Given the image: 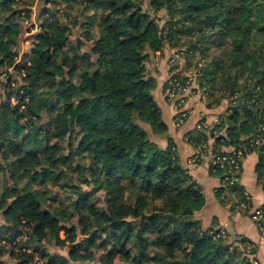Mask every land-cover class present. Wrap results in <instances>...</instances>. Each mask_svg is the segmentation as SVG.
I'll return each instance as SVG.
<instances>
[{
    "label": "trees",
    "instance_id": "16d2710c",
    "mask_svg": "<svg viewBox=\"0 0 264 264\" xmlns=\"http://www.w3.org/2000/svg\"><path fill=\"white\" fill-rule=\"evenodd\" d=\"M27 3L0 0V66L15 63L22 32L18 6ZM92 3L102 11L98 22L90 21L99 28L91 51L81 54L65 29L53 30L57 23L45 19L46 32L36 34L30 55L23 56L30 57L20 69L24 91L0 102V227L12 231L6 236L11 240L20 234L26 239L7 264H31L27 247L37 251L50 239L72 248L68 256L42 252L47 264L86 259L96 245L107 251L102 264H261L253 257L256 248H239L196 218L205 192L182 163L175 140H160L168 124L147 66L166 48L186 57V69L191 60L193 89L208 97L219 92L215 103L226 98L229 104L210 130L194 128L187 141L197 148L209 141L214 150L240 146L243 158L256 152L264 188V0H90L86 8ZM162 10L161 24L156 15ZM212 46L220 51L211 57ZM44 115L53 144L43 142L36 126ZM75 129L89 135L71 153L89 158L92 179H82L94 187L79 186L75 200L54 206L33 184L51 177L57 184L67 176L71 154L60 153V141ZM210 172L223 177L220 169ZM101 189L107 205L94 198ZM233 192L247 210L252 207L240 182L219 187L216 195L225 204ZM75 214L79 226L66 225ZM79 231L89 236L76 242Z\"/></svg>",
    "mask_w": 264,
    "mask_h": 264
},
{
    "label": "rangeland",
    "instance_id": "374dc122",
    "mask_svg": "<svg viewBox=\"0 0 264 264\" xmlns=\"http://www.w3.org/2000/svg\"><path fill=\"white\" fill-rule=\"evenodd\" d=\"M20 2V1H19ZM29 3L27 4H21L18 6L19 9H23V11L20 14V24L22 32L20 34L19 40H18V53L15 58L14 65H11L10 67H3L0 66V102L3 99H6L11 92L18 91L22 92L24 89L20 88L22 80V75L20 72V69H22V65L24 61L29 60L30 57H23L25 54L28 56L30 55V51L32 47L34 46V42L36 40V34H38L41 31L46 32L47 28H43V24H45V19H47V22H52L53 24L57 23V26L53 30H56L57 28L65 29L66 35L69 37V41L73 42L76 47L79 48V52L84 54V52L91 51V48L95 45L96 40L99 37V28L96 24L90 25L91 19H93L96 22H98V18L100 17V13L102 11V8L98 5L92 3L89 7L86 8L87 4L90 3V0H28ZM166 11L162 10L160 11L156 16L161 17L160 23L162 24L166 20ZM165 14V15H164ZM70 50V49H68ZM211 51V57L212 55L216 54L220 51V49H216L212 46L210 48ZM72 52V49H71ZM160 52V51H159ZM158 53V51L156 52ZM177 58L178 61L175 62L173 59ZM199 56H195L192 58V63L194 64L198 60ZM208 58L206 62L209 61ZM60 60V59H59ZM186 61V57L183 56L182 53L178 51H173V54L169 57L167 61V65H169V68L177 69L176 72L179 74H189L190 72H193L195 68L191 67V60L190 65L187 67V69H179L182 62ZM185 63V62H184ZM19 64V65H18ZM176 64V65H175ZM174 74H172L166 82H168ZM157 82V78L153 76ZM166 82L163 86V93L166 97V100L171 103L175 109V126L181 127L185 124L187 119L189 118L191 114V108L188 106V101L192 97L191 94H187L184 101H173L168 96V90L166 86ZM156 88V87H155ZM154 88V90H155ZM153 90V92H154ZM195 97L198 98V100H202L207 107L208 105H212L209 107L210 109H213L214 112H221L224 113L226 108L228 107L229 101L226 98H222L221 102L219 104H216L215 101L219 98L220 93L218 92L216 97L209 95H204L202 97L201 90H195ZM168 96V97H167ZM11 101L13 104L18 103L19 99L15 96H12ZM186 112L187 116L185 117L184 121L181 122V119H183L182 113ZM208 115L202 114L199 120H207L208 121ZM50 118L47 115H44L43 118L38 120L36 122V126L42 130V134L40 135V138L43 140V142L48 144H53L56 139L48 134L49 131V125L47 124V121ZM197 121V123L199 122ZM219 120V117L216 118L213 123L208 121L209 127L207 130H210L214 124H216ZM196 123V125H197ZM148 126V125H147ZM149 127V126H148ZM195 128H197L195 126ZM198 129V128H197ZM215 134H217V131H215ZM89 135L85 134L82 131H79L78 129H75L74 132L70 136H66L65 139L61 140L60 143L62 144V148L59 150L60 153L63 154H71L69 156V164H67L65 173L67 176L60 179V183L55 184L54 179L51 177L44 182V184L41 182H34V187L38 188L41 187V190L46 192L47 197L49 198V202L54 205L58 206L61 205V202L66 204L72 200H75L76 197L79 196V186H82L83 188H93L94 183L90 184V186L83 182L82 177L83 176H89L91 174L90 171V162L88 157L80 156L75 153H71V151H74L81 139L87 138ZM167 136H170L168 131L166 135L164 134L161 138L166 139ZM163 139V140H164ZM26 141H23L25 143ZM26 143L25 145H27ZM213 146V144H212ZM229 148V147H226ZM61 153V154H62ZM193 159V158H192ZM191 161V160H190ZM64 167V168H65ZM64 173V174H65ZM89 178L92 179L91 175ZM4 180L2 173H0V183ZM92 182V181H91ZM94 198L96 201L100 203V205H107V195L106 190L101 189L98 192H94ZM227 203L230 204V206H234L235 208L243 207V209L246 208V202H239L240 196H237L236 193H230L229 197H226ZM247 209V208H246ZM4 224V217H3V209L0 207V225ZM75 224L76 226H79L78 222V215L75 214L74 216H71V219L66 222V225L71 226ZM217 229H224L227 233L224 237L227 238L229 242H232L233 245H238L239 248H242L245 244L248 246L250 251L251 248H256L255 243H250L247 240L242 241V239L245 237H242L241 235H229L228 231L224 227H212L210 228V232L212 230ZM264 230V229H263ZM24 231V230H23ZM12 234V231H3L2 227H0V262H3V264L11 263L14 260V255L12 252L16 251L19 252V246L24 242L26 239L23 235H19L16 237V239L11 240L7 235ZM60 235L62 237H65V231L61 230ZM5 236V237H4ZM88 234H82L81 231L78 232L77 235V241L79 242L83 238H87ZM71 244H68L64 247H61L57 244L55 239L45 240L44 242L37 244V251H34V245H30L27 247V251L34 254L33 261L31 264H47L49 256H56V255H64L68 256L69 251L72 248ZM257 249V248H256ZM46 250V251H44ZM81 252L85 251V248L83 247L81 249ZM92 253H87L86 259H79L78 261H71L72 264H102L101 263V257H103L105 254H107V251L105 248H101L98 245L96 247L91 248ZM12 251V252H11ZM42 252H47L49 256L43 257ZM103 255V256H102ZM254 258L257 257V251L253 255ZM115 261H117V257L115 258Z\"/></svg>",
    "mask_w": 264,
    "mask_h": 264
},
{
    "label": "crops",
    "instance_id": "0c3cea01",
    "mask_svg": "<svg viewBox=\"0 0 264 264\" xmlns=\"http://www.w3.org/2000/svg\"><path fill=\"white\" fill-rule=\"evenodd\" d=\"M173 54V50L166 48L163 51H158L151 56L148 63V72L157 78V85L154 90V96L157 99L163 117L168 124V133L177 143V150L181 157V161L185 167L189 169L191 175L198 184L203 187L206 196V204L203 209L197 211L195 216L202 221L205 228L224 227L229 235L246 237L253 241L256 245L257 257L261 264H264V230L259 227L257 222L252 218L254 208L261 206L264 203V188L257 181L255 171L258 162L256 152H251L243 158V169L240 179V184L243 187V192L250 199L251 208L247 210L243 207L230 206L228 203H222L216 195V190L221 187L222 178L220 175L210 172L208 157H204L198 161L192 158L197 153L198 148L187 141L186 133L192 131L201 115L207 114L208 121H213L221 115V112H214L213 109L192 96L188 101V106L191 108V114L185 124L181 127L175 126V109L171 103L166 100L163 93V86L166 80L176 74L177 69H170L167 65L169 57ZM185 62V63H184ZM176 65V64H175ZM186 68V61H183L179 69ZM160 138L163 144H167V139ZM227 149H230L227 148ZM191 160V161H190Z\"/></svg>",
    "mask_w": 264,
    "mask_h": 264
},
{
    "label": "built area",
    "instance_id": "2783aa9c",
    "mask_svg": "<svg viewBox=\"0 0 264 264\" xmlns=\"http://www.w3.org/2000/svg\"><path fill=\"white\" fill-rule=\"evenodd\" d=\"M173 61L177 62L178 59L175 58ZM193 81H195V70L189 74L182 73L178 74L177 77H172L168 81V85L166 87L169 98L177 102L184 101L187 94L194 96L196 91L192 86ZM205 94L206 92L202 94V97ZM182 116L183 119H181V122L184 121L187 113L183 112ZM196 127L199 130L207 129L209 127L208 121L199 120ZM204 157H208L210 168H212L213 171L220 169L223 172V185L233 186L240 182L242 174L243 148L240 146H231L230 149L222 147L214 150L209 141H204L202 142L201 147L198 148L197 153L194 154L193 160L198 161ZM246 197L249 199L247 194ZM252 218L257 222L261 229H264V208L256 207L252 213ZM211 233L216 236L224 237L227 232L224 229H217L215 231L212 230Z\"/></svg>",
    "mask_w": 264,
    "mask_h": 264
}]
</instances>
